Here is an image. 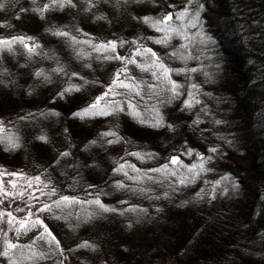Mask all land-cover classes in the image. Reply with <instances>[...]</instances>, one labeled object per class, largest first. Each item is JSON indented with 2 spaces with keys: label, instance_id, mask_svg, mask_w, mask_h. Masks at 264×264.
Instances as JSON below:
<instances>
[{
  "label": "trees",
  "instance_id": "1",
  "mask_svg": "<svg viewBox=\"0 0 264 264\" xmlns=\"http://www.w3.org/2000/svg\"><path fill=\"white\" fill-rule=\"evenodd\" d=\"M92 2L95 6L85 11L86 0H73L75 7L62 9L51 0L35 4L5 0L0 9V40L32 34L33 45L40 47L28 54L17 42L11 51L0 50V68L4 66L0 69V118L16 117L6 136L0 137V161L20 168L30 165L46 177L57 190L48 204L60 196L80 201L59 209L60 213L53 209L60 219L47 213L51 229L75 264H100L104 256L109 264H153L172 261L174 256L178 257L175 264H264V0H121L119 5L114 0L113 6L110 0ZM45 4L49 9L42 19L33 9ZM185 10L190 15L177 20V14ZM169 13L176 19L171 25L178 30L182 24L193 27L195 18L194 28L204 42L184 39L188 35L180 31L182 37L172 33L167 45L155 43L164 33L139 18L159 19ZM97 16L107 19L97 20ZM49 29H62L93 44L106 42L108 37L137 40L157 51L172 70L170 79L181 85V95L170 99L165 83L155 104V77L144 71L134 77L143 99L133 96V103L146 120L155 116L148 111L158 108L172 130L140 124L126 114L127 108L109 116L73 117L105 92L122 64L97 58L101 54L89 44L73 45ZM79 49L86 55L78 56ZM130 50L117 52L127 57ZM142 59L136 57L138 63ZM58 66L64 72H54ZM133 68L128 67L129 77L134 76ZM41 69L49 75L48 81L35 76ZM194 84L197 89L192 88ZM70 85L80 90L61 98L59 93ZM117 91L126 92L124 88ZM188 93L199 100L191 108L184 107ZM114 99L124 101L126 95ZM108 131L116 132L121 141L107 143L114 137L101 133ZM41 135L47 143L37 139ZM9 138H18L20 147L5 150ZM212 148L216 151L211 152ZM65 151L70 155L61 157ZM135 152L153 155L141 160L130 155ZM198 153L211 160L204 164L208 171L193 180L188 169L200 163ZM171 155H178L185 167L169 164L176 175L165 174L163 183L153 184V170L162 168ZM123 163L141 172L130 167L124 169L127 176L115 171ZM180 178L186 183L180 184ZM164 184H168L163 192L169 199L161 195L165 215L158 228L152 217L150 226H142L148 222L144 218L142 225L129 227L126 218L141 212L151 190L158 194ZM194 197L200 201L193 205L189 201ZM95 199L116 211L101 212L97 219L96 205L88 203ZM35 242L40 244L42 259L25 250L0 264H58L52 257L57 255L44 241ZM85 242L95 250L80 247Z\"/></svg>",
  "mask_w": 264,
  "mask_h": 264
},
{
  "label": "snow or ice",
  "instance_id": "2",
  "mask_svg": "<svg viewBox=\"0 0 264 264\" xmlns=\"http://www.w3.org/2000/svg\"><path fill=\"white\" fill-rule=\"evenodd\" d=\"M32 2L35 4L36 0H32ZM121 0H116V4L119 5ZM128 0H124V3H127ZM136 2H139V0H136ZM5 0H0V9L4 7ZM86 3L88 7H86L85 11H90L92 7L95 5L93 4L92 0H86ZM52 5H58L61 9L64 8L66 5L70 7H75L76 5L73 3V0H51ZM49 9V4H45L42 8H35L33 11L37 12L40 17L43 19L44 13L48 11ZM190 15L187 10L180 12L177 14V20H182L186 16ZM97 20L101 19H107L104 16H97ZM142 20L143 23L148 24L150 27L155 29L157 32H163L164 35L160 38L155 40V43L158 44H164L167 45L168 40L171 38L172 33H176V35H181L180 30L174 28L171 24L168 22L173 19L172 14L169 13L167 15L162 16L159 19H154L152 17L146 16L139 18ZM197 23V20L193 18L192 20V26L194 27ZM49 31L59 37H67L70 42L75 45L79 43H87L89 44L93 51L101 54V56H98L97 58H103L107 60H118L123 64L124 66L119 68L115 73H114V78L112 83L107 87V90L99 97L96 98V100L89 105V107L82 109L78 112L73 113V117L75 118H80L84 119L85 117L88 116H109L113 114H118L121 112H125V108H127V115L131 116L133 119H135L138 123L140 124H147L149 127L152 128H161L167 126L169 130H172L173 125L167 124L165 125L164 117L160 115L159 109L156 108L155 106L153 107V111L155 112V116L152 117L151 119H144L142 116V113L138 110L139 105L136 103H133V96H140L141 99H143V96L141 95V85L140 83L135 82L134 78L128 76V68L127 66L129 64L136 65L139 67L142 71H151V74L153 77H156L159 79L162 83H167L169 85L168 91L172 94L170 99H175L178 98L181 93L178 91V89L181 87V85L177 84L175 81H172L170 79V73L171 69L167 68L164 63L157 57V54L150 48L144 47L143 44L138 43L137 40H133L131 42H126L123 40L120 41H107V42H100V43H95L93 44L91 40L87 41H79L76 39V37L72 36L69 32H66L62 29H49ZM87 35V34H85ZM184 39H188L187 36L182 37ZM149 39H152L149 37ZM33 37H14L11 40H0V50H3L4 48H7L9 51L12 50V45L16 44L19 42L26 48L30 53H36V49L39 48L40 46L38 44L30 45L27 41H33ZM125 43H131L134 46V51L131 53L130 56L128 57H122L119 55L117 52V47H123ZM176 53H172V55H175ZM77 55H86L83 52V49H79L77 51ZM140 56L142 58H147V62L144 64H140L137 62L136 57ZM54 72L62 73L64 72V69L62 66H58L57 68L53 69ZM191 71H196V69H191ZM73 76L76 74L73 73ZM36 77H43L45 81H48L50 79L49 75L44 72L43 69L40 71H37L35 73ZM121 76L124 77L123 80H121ZM87 83V81H85ZM118 88H124L126 90L125 93H120L116 91ZM192 88L197 89V85H192ZM80 86L78 85H70L69 87L65 88L62 92L59 93L60 97L63 98L65 94H70L73 91H79ZM119 95H126V99L124 101L116 100L114 99L116 96ZM109 97H112V99H108ZM104 101L103 107H100V102ZM194 103H199V100H195L194 96L192 93H188V99L185 100L184 102V107L185 108H191L192 104ZM51 115H56L58 116L59 113L57 112H52L50 113ZM2 121H0V125H2ZM198 123V121H197ZM2 130V128H0ZM67 131V130H65ZM103 137H114V139L107 140L106 142L109 144L112 143H118L121 141V137L114 131H108L101 133ZM37 139L41 140L42 142L47 143V137L46 136H39ZM92 144H95L96 141H91ZM20 147V144L18 142V138H9L7 147L5 150L11 151L15 150L16 148ZM211 152H215L216 149L212 148L210 149ZM191 150H189L190 154ZM61 157H66L70 155V152L65 151L62 152ZM130 155H133L137 157L138 159H145V157L151 158L153 155L152 153H140V152H135V153H130ZM200 163L198 165H193L191 168L188 169L189 172L193 173L192 179L194 180L196 176L200 174V172L208 171V169L204 168V164L207 163L209 160H211V157H203L199 156ZM171 164L173 165H179L181 167H185L182 162L179 160L178 157H172ZM126 167H130L132 171L139 172L138 169L135 168V166L132 165H125V164H120L115 171L121 172L124 171ZM196 168H199V172L195 171ZM153 171L160 172L161 174H171L173 176L176 175V171L172 170L169 168V165L165 164L162 168L160 169H154ZM124 174L127 176V172L124 171ZM10 175H17L16 173H11ZM129 179H133L132 177H129ZM135 179L139 180L140 177L137 176ZM33 180L37 184H44V187L47 188L49 187L48 183H44V181L41 180L40 176H36L32 178L31 180L28 181L29 186H31ZM191 182V181H188ZM186 180L184 178H180V184H185ZM13 187H15V184H13ZM117 187H124L123 184H118ZM143 191V190H141ZM0 192H2L4 195H9V193L5 192L3 189H0ZM19 195H23V193H19ZM48 195L49 199H51L52 196H56V190L55 188H52L49 193H46ZM2 203V201H0ZM80 203V201L76 200L75 198H71L68 196H60L59 199L53 201L51 204L44 203L42 207L38 210L40 212L47 211L51 213L56 219H60V216H56L55 212L53 209H63L66 207H69L72 204ZM89 204H94L98 207V209L101 212H115L116 209L114 208H109L99 199H95L92 201H88ZM18 211H23V209H18ZM159 211V209H158ZM5 213H0V217H3ZM6 215L9 217L7 220V223L10 226L13 225V221H15V224L18 225V227H15V232L17 237H19L22 233L27 234L29 231L40 227L43 229V231L40 233L38 237H36L37 240L44 241L48 244L49 248L57 252L59 255H63V249L60 248V242L56 239V237L51 233L47 225L44 224L43 220L39 219L37 217L36 219H31L32 213L29 212L28 215L24 218L17 219L12 215L11 212L6 213ZM66 219V217H65ZM129 227H131V224H129ZM35 243V241H33ZM4 250L0 251V255L4 257L11 258L12 256V251L13 249L18 248L19 246L15 243H12L10 240L7 239V233H4ZM31 248V246H29ZM80 247H86V248H91L95 250L94 245H91L87 242L83 243L80 245ZM32 255L35 257L37 256V253L33 252ZM39 258H43V253L39 254ZM60 264H63V261H60Z\"/></svg>",
  "mask_w": 264,
  "mask_h": 264
},
{
  "label": "rangeland",
  "instance_id": "3",
  "mask_svg": "<svg viewBox=\"0 0 264 264\" xmlns=\"http://www.w3.org/2000/svg\"><path fill=\"white\" fill-rule=\"evenodd\" d=\"M113 1L114 0H110V2L108 4L110 6H113L112 5ZM172 17H173V19L168 22L169 24H173L175 22V20H176L174 18V15H172ZM174 26L175 27H179L178 25H174ZM179 30L180 31H184L188 35V37L191 34H195L194 35L195 38L194 37L188 38L189 41H195L196 44H202L204 42V37H203L202 33L198 32L194 27H191V26L190 27H186L185 24H182L181 27H179ZM177 36H181V35H177ZM24 37H28V36H24ZM30 37H33V35L31 34ZM108 38L109 39H107L106 42L115 40L112 37H108ZM27 42L30 45H33L32 41H27ZM126 45H127V47H125ZM123 47H124V49L122 47L118 46L117 47V51H119V50L126 51L128 49H131L130 50L131 52L128 51V52H130V55L134 51V46L131 43H125L123 45ZM153 51L157 54V57H158L159 54L157 53V51H155V50H153ZM27 52H29V51L27 50ZM28 54H31V53H28ZM122 57H126V56L123 55ZM146 62H147V58H143L141 60L140 64H144ZM123 66L124 65L122 64V67ZM3 67L4 66H2L0 69H3ZM128 67H131V68L134 67L133 69H134L135 72H133L134 76L132 78H134V77L136 78L137 76L141 75L142 72H144L139 67H137L136 65H133V64H129L127 66V68ZM68 74L69 73H66L67 78H69ZM122 77L123 76H121V80H123ZM10 78L11 77L7 74L6 75V81H9ZM135 78H134V80H135ZM154 81L156 82V87H155V91L152 94V98H153L155 104H157V103L160 102V99H161V96H162V89H160V87L162 85L164 86L165 83H162L156 77L154 78ZM107 87L105 88V91L107 90ZM118 89H120V88H118ZM118 89H116V91ZM111 98L112 97H109L108 99H111ZM102 104H104L103 100L100 102V105H102ZM148 113H150L152 115H155V112L153 111V107L151 108V110L148 111ZM15 120H16V117H13L12 119L11 118L10 119L0 118V121L3 122L2 125H0V128H2V130H0V137L1 138L6 136L7 131L10 129V127H12V124L15 122ZM199 156H201V155H199V153H198V157ZM172 157H178V155H176V156L175 155H171V157H169L167 159L168 161L166 160L167 162L165 164L173 165V164L170 163ZM179 160H180V158H179ZM154 166L156 167V166H158V164H154ZM173 166L177 167L178 165H173ZM158 169H160V168H158ZM139 172H141V171H139ZM11 173H16L17 175H10ZM163 175H165V174H161L160 172H156L155 171V175L152 176L153 184H157L158 185L160 183H163V178H164ZM36 176H40L41 180L44 181V183H48L49 184V187L45 188L43 183L37 184L34 180H33L32 184H31V186H29L28 181L31 180L32 178L36 177ZM13 184H15V187H13ZM167 186H168V184H164L162 187H160L159 190H158V194L154 193V190H151V192H150V194L148 195V198H147V204L143 205V209L141 210V212H138V214H137V212H135V215L134 214L131 215L130 218L127 217L126 218L127 223L128 224L130 223L131 225L134 224V226L135 225L140 226V225H142L144 218L147 219V221H148V219L150 217H152L154 223L157 225V228H158V223L159 222L162 223V221L164 219V215H165V214L162 213V211L164 210V203H163V201H160V199L162 198L161 195L163 196L164 199H169L168 194L163 192L166 189ZM151 187H153V186H151ZM52 188H55L54 185L51 182H49L47 180V178L44 177L41 173L36 172L30 165L25 167V168H20V167H13L9 163H2L0 161V189H3L5 192L9 193V195H4L2 192H0V201H2V203H0V213H5V215L3 217H0V251H3L4 247H5V244H4V233L6 232L7 233V239L10 240L12 243H15V244H17L19 246L18 248L11 250L12 251V256H16L21 251H25L26 250L27 254H28V252H29V254L30 253L32 254L33 252L37 253V256H35V257L38 259L39 258V254H40L39 252H41L40 251V247H37L40 244L36 243V242L33 243V241H37L36 237H38L40 235V233L43 231V229L40 228V227H37V228L29 231L26 235L22 233L19 237H17L16 232H15V227H18V225L15 224V221H13V225L14 226H10L7 223V220L9 219V217L6 215V213H8V212H11L12 215L14 217H16L17 219H21V218L26 217L29 212H31L33 214L31 219L34 220L37 217H39V219L43 220L44 224L47 225V227L49 228L51 233L60 242V248L63 249L61 240L57 236L56 232L51 229L52 226L49 225V223L47 221V213L48 212L47 211H44V212L38 211L42 207V205L44 203H48L49 197H48V195H46V193H49ZM55 190H56V188H55ZM19 193H23V195H19ZM198 200L200 201L199 197H197V198L194 197L189 202L194 205V204H196L198 202ZM140 208H142V207L140 206ZM18 209H23V211H18ZM158 209H159L160 213H159ZM57 210H58L57 212L60 213L59 209H57ZM93 210H94L93 213H94V215L97 216V219H100V216H101L102 213L98 209V207L96 206ZM138 220H140L141 223ZM145 225L148 226L149 225V221L147 223H143L142 226H145ZM149 230H151V229H149ZM142 232H145V231H142ZM45 244H47V243L45 242ZM29 246H31V248ZM168 248L170 249L171 252H173V249H172L171 246H169ZM104 252H106V251H104ZM55 254L57 256L56 257L52 256V257L56 258L57 260H59L58 264H60V261H63V264H75L71 260V257L69 258L68 253L65 252L64 249H63V255L62 256L59 255L57 252H55ZM47 255L49 256V258H51L50 254H47ZM4 258H6V257L0 255V263L3 261ZM107 258H108V256H104V258L102 257V259L100 260V264H109L106 261ZM172 259H173L172 261L164 259L165 262H156V263H153V264H157V263L158 264H160V263H163V264H175L177 259H178V257L174 256Z\"/></svg>",
  "mask_w": 264,
  "mask_h": 264
}]
</instances>
